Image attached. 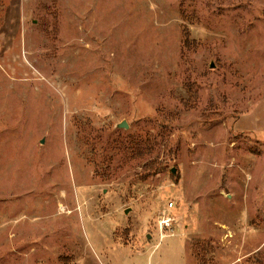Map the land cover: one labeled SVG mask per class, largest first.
<instances>
[{"label": "rangeland", "instance_id": "rangeland-1", "mask_svg": "<svg viewBox=\"0 0 264 264\" xmlns=\"http://www.w3.org/2000/svg\"><path fill=\"white\" fill-rule=\"evenodd\" d=\"M0 264H264V0H0Z\"/></svg>", "mask_w": 264, "mask_h": 264}, {"label": "built area", "instance_id": "built-area-1", "mask_svg": "<svg viewBox=\"0 0 264 264\" xmlns=\"http://www.w3.org/2000/svg\"><path fill=\"white\" fill-rule=\"evenodd\" d=\"M174 202L170 201L168 206L163 210L161 217L159 218L158 224L161 231H173L176 225V217L174 215Z\"/></svg>", "mask_w": 264, "mask_h": 264}, {"label": "water", "instance_id": "water-1", "mask_svg": "<svg viewBox=\"0 0 264 264\" xmlns=\"http://www.w3.org/2000/svg\"><path fill=\"white\" fill-rule=\"evenodd\" d=\"M120 126H121V127H127V125H126L125 122L120 123Z\"/></svg>", "mask_w": 264, "mask_h": 264}]
</instances>
